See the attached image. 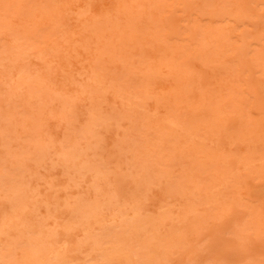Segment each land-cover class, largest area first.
Segmentation results:
<instances>
[{"label": "rangeland", "instance_id": "374dc122", "mask_svg": "<svg viewBox=\"0 0 264 264\" xmlns=\"http://www.w3.org/2000/svg\"><path fill=\"white\" fill-rule=\"evenodd\" d=\"M0 264H264V0H0Z\"/></svg>", "mask_w": 264, "mask_h": 264}]
</instances>
